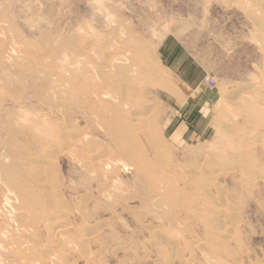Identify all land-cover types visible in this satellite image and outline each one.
I'll return each instance as SVG.
<instances>
[{
    "label": "rangeland",
    "instance_id": "obj_1",
    "mask_svg": "<svg viewBox=\"0 0 264 264\" xmlns=\"http://www.w3.org/2000/svg\"><path fill=\"white\" fill-rule=\"evenodd\" d=\"M117 56L147 110L134 160L91 97ZM68 69L84 77L66 102ZM6 167L44 177L29 208ZM0 179V264H264V0H0ZM64 211L71 229L50 234Z\"/></svg>",
    "mask_w": 264,
    "mask_h": 264
},
{
    "label": "bare ground",
    "instance_id": "obj_2",
    "mask_svg": "<svg viewBox=\"0 0 264 264\" xmlns=\"http://www.w3.org/2000/svg\"><path fill=\"white\" fill-rule=\"evenodd\" d=\"M131 40V39H130ZM129 40V41H130ZM118 43V42H117ZM126 43H128V42H126ZM122 44V43H121ZM123 45V44H122ZM143 45V44H142ZM8 46V45H7ZM139 50H140V48H138ZM132 50H134V49H132ZM144 51V50H143ZM142 51V52H143ZM4 52V51H3ZM13 52V51H12ZM11 52V53H12ZM69 52V51H68ZM93 52V51H92ZM124 52V51H123ZM133 52H135V51H133ZM2 53V52H1ZM5 53V52H4ZM10 52H8V54H9ZM103 53V52H102ZM101 53V54H102ZM3 54V53H2ZM14 54V53H13ZM105 55V57L108 55V51H107V53H104ZM107 54V55H106ZM118 54V53H117ZM4 55V54H3ZM10 56H11V59L14 57V59L13 60H11V61H14L15 59H18L17 61H19V58L17 57V54L15 55V56H13V55H11V54H9ZM19 55V54H18ZM67 55H68V53H67ZM97 55V54H96ZM122 55H124V54H122ZM121 55V56H122ZM141 55V54H140ZM69 56V55H68ZM67 56V57H68ZM103 56V55H102ZM109 56H111V54L109 55ZM20 57V59H22V60H26V58H25V56H24V54L23 55H21V56H19ZM67 57H66V59H67ZM127 57V56H126ZM132 57V56H131ZM139 56H135L134 57V59L136 58V60H137V58H138ZM70 58H73V57H70ZM127 58H129V57H127ZM127 58H122V57H119V56H117V57H108L106 60H104L103 62H102V60H100L101 61V70L99 69V71L101 72V92H99V91H92L93 89H91V91L93 92V93H91V97H92V99H93V101L95 100V101H98V102H100L101 101V106H97V109L99 110V109H101V128L103 129V128H105L107 131H109L108 133V135L112 138V140H114V142L115 143H117L118 145H117V150H118V152H119V154H122L123 155V153L124 154H126L127 155V157L126 158H130V159H132V160H134V153H133V151H132V149L129 147V145H128V142L129 141H131L133 138H135V136H137V134H139V132H140V130H142V129H145L146 127H148V124H147V120H145V118H144V115H145V111H147L146 109H145V111L144 110H142V101H141V99L140 98H142V96H143V94L141 95L140 94V98L138 97H136L137 95H138V93H137V95L135 96L134 94H132V92H133V90H137V89H135V88H133L134 86H133V82H134V79H135V73H136V69L137 68H133L132 66H130L131 65V63H134L133 61H131L130 59V61H131V63H130V65H128L127 63H123V60H128ZM140 59V58H139ZM141 59H142V57H141ZM144 59V58H143ZM19 61L20 63H22V62H24V61ZM68 60H69V58H68ZM7 61V60H6ZM10 61V60H9ZM26 62V61H25ZM68 62V61H67ZM137 62H139L138 60H137ZM64 63V62H63ZM142 63V62H141ZM141 63H139L140 65H141ZM144 63H145V61H144ZM143 63V64H144ZM28 64V63H27ZM19 65V64H18ZM138 65V64H137ZM136 65V66H137ZM139 65V66H140ZM92 66V65H91ZM133 66H135V65H133ZM144 66V65H143ZM142 66V67H143ZM65 67V66H64ZM75 67V66H74ZM76 67H78V66H76ZM92 67H94V66H92ZM141 67V66H140ZM140 67H138V68H140ZM146 66H144L143 68H145ZM79 68V67H78ZM80 69V68H79ZM94 69H96L95 67H94ZM98 69H97V71H98ZM77 70V69H76ZM96 71V70H95ZM98 71V73L100 74V72ZM142 71H144V70H142ZM140 72V71H139ZM139 72H137L138 74H139ZM141 73H143V72H140V75L139 76H141V77H143V75H141ZM144 73H145V71H144ZM80 74H84V73H80L79 71L78 72H76L75 70H67V72L65 71V72H60L59 73V75H57L58 76V79H59V83H57L55 86H52V87H54V89L57 91V94H58V96H59V100H61L62 99V101L63 100H65L66 101V99H69V98H72L73 96H74V93L76 94H79L78 92H79V89L80 88H78L79 87V85L77 84L78 83V81H80L81 79L83 80V75L81 76ZM137 75V74H136ZM88 76V75H87ZM99 76V75H98ZM98 76L96 77V78H98ZM100 77V76H99ZM86 78V77H85ZM90 78V77H89ZM93 78V77H92ZM77 79V80H76ZM137 79H139V78H137ZM141 79H143V78H141ZM90 80V79H89ZM95 80V79H94ZM57 82V81H56ZM55 82V83H56ZM81 82V81H80ZM79 82V83H80ZM88 82V81H87ZM86 82V83H87ZM91 83L93 82V81H90ZM53 85V84H52ZM78 85V86H77ZM81 87V86H80ZM99 90V89H98ZM90 91V90H89ZM54 92V91H53ZM52 92V93H53ZM82 92H80V94H81ZM85 93H87V92H85ZM89 93V92H88ZM135 93V92H134ZM76 94V95H77ZM79 94V95H80ZM75 95V96H76ZM57 96V95H56ZM57 96V97H58ZM74 96V98L76 99V97ZM135 96V97H134ZM84 97V96H83ZM90 98V97H89ZM78 99H79V97H78ZM58 101V100H57ZM80 101V100H79ZM67 102V101H66ZM82 103V102H81ZM98 104V103H97ZM145 103H143V105H144ZM91 105V104H90ZM94 105V104H93ZM91 107H93V106H91ZM101 107V108H100ZM90 108V107H89ZM97 110V111H98ZM142 110V111H141ZM95 111V110H94ZM97 113V112H96ZM146 114H147V112H146ZM24 115H25V113H24ZM36 115H38V114H36ZM26 117H27V115H26ZM38 117V116H37ZM40 118V117H39ZM41 119V118H40ZM27 120V119H26ZM42 120V119H41ZM29 121V120H28ZM38 121V120H37ZM36 123V122H35ZM25 124V123H24ZM37 124V123H36ZM9 126H11V125H9ZM39 126V125H38ZM45 126V125H44ZM47 126V129L49 128L48 127V125H46ZM45 126V127H46ZM40 127V126H39ZM37 129V128H36ZM40 129H42V128H40ZM45 131L47 130L46 128H43ZM43 130V131H44ZM48 130H50V129H48ZM65 130V129H64ZM67 130V129H66ZM106 131V132H107ZM144 131V130H143ZM142 131V132H143ZM50 132V131H49ZM49 132L47 131V133H48V135H49ZM43 133V132H42ZM46 132L44 133V135L45 134H47ZM141 133V132H140ZM66 134V133H65ZM70 134V133H69ZM142 134V133H141ZM144 134V133H143ZM222 131H219V135H218V137L219 138H222L223 136H222ZM46 136L47 137V139H46V141L48 140V143L49 142H51V141H54V137H51V136ZM70 135H72V134H70ZM77 135V134H76ZM53 136V135H52ZM80 136V135H79ZM220 136H222V137H220ZM71 137H73V136H71ZM69 138L68 137V139L67 138H65V140H64V142L62 143L63 145L64 144H66V146L67 145H69V146H71V147H73V149L74 148H78V149H80L81 148V144L82 143H84L85 142V140H86V138H85V136L84 137H78L77 138V140H76V138H75V136L73 137V138ZM75 138V139H74ZM219 138H217V139H219ZM73 139L75 140V141H73ZM220 140V139H219ZM230 141V140H229ZM232 141V140H231ZM56 143V142H55ZM58 143H59V141H58ZM231 144V143H230ZM48 145V144H47ZM51 145V144H50ZM49 146V145H48ZM52 146V148L54 147V144H52L51 145ZM50 146V147H51ZM65 146V147H66ZM55 147H56V145H55ZM54 147V148H55ZM60 147V146H59ZM67 148V147H66ZM69 148V147H68ZM67 148V149H68ZM49 149V148H48ZM70 149V148H69ZM137 149V148H136ZM66 150V149H65ZM47 151V150H46ZM49 152H46V156L48 157H54V155L56 154V148H55V151H50V150H48ZM61 151H63V150H61ZM108 151V150H107ZM121 152V153H120ZM139 152V151H138ZM57 153H59V152H57ZM102 153H103V151H102ZM116 154V153H115ZM95 155V154H94ZM107 154H101V156L99 155L98 157H94L93 155V157L90 159L91 161H92V164L95 166V167H101V169H103L104 168V170H105V167H107V166H109V160H108V158H107V156H106ZM90 156H91V154H90ZM123 156H125V155H123ZM16 157V156H15ZM137 158V157H136ZM52 159V158H51ZM119 161V160H118ZM122 161V160H121ZM7 166V165H6ZM4 169H5V167H4ZM6 172H5V174H3L5 177H6V179H5V181L7 180V182H6V184L8 183V182H11V183H13V185L14 184H16V187H17V190H16V192H18V193H16L17 194V198H16V200H18L19 202H22V204H23V206H24V204H26L25 206H27L28 204H30V203H28L29 201H32V204L31 205H33V201H35V199H38L36 196L38 195V197L40 198V193H38V190H37V184L38 183H40V182H42L43 181V179H44V177H41V176H39V175H37V174H39V171H37L38 173L37 174H34L33 172L31 173V172H29V170L27 171V172H29V174L31 175V178L30 179H28V178H19V176H17V173H15L14 172V170H12V169H9V167L7 168L6 167ZM16 169V168H15ZM42 171V170H41ZM4 173V172H3ZM26 173V172H25ZM42 173V172H41ZM20 175V174H19ZM26 175H27V173H26ZM4 176H2V177H4ZM150 176H152V175H150ZM4 177V178H5ZM22 177V176H21ZM30 177V176H29ZM152 178V177H151ZM19 179H21V180H19ZM50 179V178H49ZM150 179V178H149ZM153 179V178H152ZM151 179V180H152ZM1 180V179H0ZM38 181V182H37ZM56 181V180H55ZM154 181V180H153ZM3 182H4V180H3ZM58 182V181H57ZM2 183V182H1ZM5 183V182H4ZM62 184V183H61ZM5 185V184H4ZM3 185V186H4ZM12 185V186H13ZM58 185V184H57ZM10 186V185H9ZM11 186V187H12ZM7 187V186H6ZM14 187V186H13ZM3 188V187H2ZM11 188H9L8 190H9V194H11V190H10ZM6 192V191H5ZM2 193H4V191H2ZM5 194V193H4ZM1 195V194H0ZM12 195V194H11ZM4 196V195H3ZM5 197V196H4ZM10 197L9 196H7L6 195V197H5V199H4V202H5V205H6V203H10V199H9ZM13 202V201H12ZM12 202H11V204H12ZM15 202H17V201H14V203ZM40 201H38V203H39ZM13 203V204H14ZM35 203H37V202H35ZM1 205H2V203H0ZM16 204H18V203H16ZM15 204V205H16ZM15 205H14V207H15ZM19 205V204H18ZM37 205V204H36ZM35 205V206H36ZM38 206V205H37ZM42 207H43V205H41ZM3 207V206H2ZM9 207V206H8ZM41 207V208H42ZM17 208H18V206H17ZM27 208H29L28 206H27ZM37 208V207H36ZM40 208V209H41ZM2 209V208H1ZM0 209V210H1ZM19 209V208H18ZM32 209H34V208H32ZM31 209V207H30V210H32ZM39 209V208H38ZM37 209V210H38ZM44 209H45V207H44ZM16 210V209H15ZM4 211V210H3ZM17 211V210H16ZM44 211H46V210H44ZM30 212V211H29ZM59 212H61V211H57L56 213H59ZM220 212H222V210L220 211ZM220 212H218V211H216V212H214V213H216L217 215H219L220 214ZM3 213V212H2ZM16 213V212H15ZM43 213V212H42ZM49 213V212H48ZM51 213V212H50ZM67 213V212H66ZM1 214V213H0ZM10 214V213H9ZM33 214V213H32ZM37 214V213H36ZM41 214V213H40ZM60 214V213H59ZM64 214H65V211H64V213L63 214H61V215H58V214H53L52 213V215L51 216H48V224L50 225L51 224V226H49L48 224V232L50 233V234H52V233H56V231L57 232H59V233H61V235H63V234H65V233H67V232H69V230L71 229V227L70 226H68L67 225V223L66 222H63L62 221V219L64 218ZM221 214H223V212L221 213ZM41 215H43V214H41ZM36 216V215H35ZM221 217H222V215H220ZM224 216V215H223ZM40 217V216H39ZM219 217V216H218ZM217 218V217H216ZM221 219V218H220ZM50 221H52V222H50ZM55 221V222H54ZM50 222V223H49ZM66 223V224H65ZM1 227V226H0ZM6 229V228H5ZM8 229V228H7ZM27 231V230H26ZM84 231V230H83ZM7 233V232H6ZM49 234V235H50ZM4 235V234H3ZM9 237V236H8ZM87 237V236H86ZM1 239V238H0ZM84 239H86L85 237H84ZM84 239H82V240H73V241H71V243H69V244H71V245H74L75 247H81V248H84L83 246L85 245V241H83ZM64 240H66V239H64ZM56 243H58V241L57 242H53V244L48 248H46V249H48V250H39V252H41V251H43V255L45 254V257L47 258V259H51L50 258V254L49 253H51L52 251H54L53 250V248H55V245H56ZM26 245V244H25ZM62 246V245H61ZM11 248V247H10ZM60 250V249H59ZM8 251V250H7ZM61 251V250H60ZM82 251H83V249H82ZM33 253V252H32ZM40 254H42V252L40 253ZM42 255V256H43ZM53 259V258H52ZM54 262V261H53Z\"/></svg>",
    "mask_w": 264,
    "mask_h": 264
},
{
    "label": "built area",
    "instance_id": "obj_3",
    "mask_svg": "<svg viewBox=\"0 0 264 264\" xmlns=\"http://www.w3.org/2000/svg\"><path fill=\"white\" fill-rule=\"evenodd\" d=\"M210 79H208V81H209Z\"/></svg>",
    "mask_w": 264,
    "mask_h": 264
}]
</instances>
